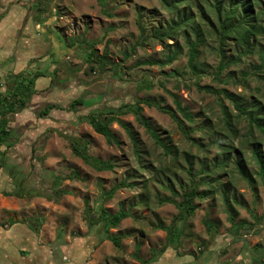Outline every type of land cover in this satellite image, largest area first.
<instances>
[{
	"label": "rangeland",
	"instance_id": "374dc122",
	"mask_svg": "<svg viewBox=\"0 0 264 264\" xmlns=\"http://www.w3.org/2000/svg\"><path fill=\"white\" fill-rule=\"evenodd\" d=\"M18 2L48 45L28 70L0 75L13 109L0 146V231L22 237L17 264H262L264 181L254 155L264 164V0ZM144 99L182 127L140 103L156 142L123 108ZM48 105L56 108L40 117ZM118 108L128 128L113 122L109 144L85 117ZM69 112L75 121H64ZM68 136L86 140L112 170L76 157ZM192 189L196 209L170 244L173 201ZM121 208L129 217L104 223L102 211Z\"/></svg>",
	"mask_w": 264,
	"mask_h": 264
},
{
	"label": "trees",
	"instance_id": "16d2710c",
	"mask_svg": "<svg viewBox=\"0 0 264 264\" xmlns=\"http://www.w3.org/2000/svg\"><path fill=\"white\" fill-rule=\"evenodd\" d=\"M163 1L165 2L166 0H163ZM226 26H227V22L224 21L222 27L225 29ZM195 54H196V44H192V45H190V58L188 61V65L191 69H194V63H195V59H196ZM228 63L222 62L221 65L219 66V72L224 70L226 67V64H228ZM203 89L206 91H209V92H214L216 94H218L220 92V91L214 90L210 87H203ZM12 96H16V95H12ZM171 96H172L173 101L177 107V110L181 113V115L184 118H186L187 120H192L193 119L192 115L185 108L182 107V104H181L178 96L175 94H171ZM1 97L2 96H0V104H1V113H2L3 119H2V122L0 124V127H1L0 142H2L4 140V137L8 133V124H7L6 116L9 113L13 112L12 107H8L7 106L8 103L6 104L4 101V98L2 99ZM79 103H81V101L76 100L71 104V107L74 108L75 104H79ZM140 103H142L146 106H149V107H156L160 111L171 114V116L174 118V120H176L178 125L180 127H182V122L175 113L167 111L166 109L162 108L159 103H157L151 99H144L139 103L125 105L123 108H125L126 111L132 112L136 116V119L138 120V122L145 128L146 132L152 138L155 139L156 142L159 143L160 139H159L156 131L153 129V126H152L150 120L143 115V109H142ZM237 107L239 108V105H237ZM55 108H56V105H48L44 109V111H42L40 113V117L47 116L48 113L50 112V110H53ZM121 109H122V107H121ZM121 109L118 108L115 110L111 109L108 111L94 112V113H91L88 116H86L85 119L89 122V124L92 126V128L94 129V131L96 133L104 136V138L106 139V141L109 144H114V143H117V140H116L114 134L111 132V129H110L111 124L113 122L117 121L120 125L124 126L125 128H128L126 125H124L123 122H121L118 119V115L120 114ZM248 110H250L249 107L243 108V112L251 117V114L248 112ZM121 112H122V110H121ZM261 127L264 128V126H261ZM131 137H132V141H133L134 145L137 147V142H136V139L133 136V134H131ZM67 139L70 142L72 153L76 157H79L80 159H82L86 164H88L89 166L93 167L94 169H96L98 171L112 170L113 167L109 162L96 159L90 155L89 144L86 140H83L82 138L77 137V136H68ZM254 156L257 159L258 163L260 164V172L262 175V179L264 181V164L262 162L261 157L257 153ZM7 196H12V194L8 193ZM17 196L19 197L22 195L18 193ZM197 196L198 195L195 192V190L192 189L190 191H186L183 194V199L180 202H176L175 200L173 201L174 204L179 208V214L174 219L173 225L168 229L169 230V236H170V244L173 243L174 240H177L179 235H180V231L177 227L178 224L183 223L185 220H187V218L192 216V214L194 213L196 207L193 206L192 201H193L194 197H197ZM101 216H102V219L104 220L105 224H108L112 228H116L122 220L129 217V213L125 209L121 208L118 213H116L112 216L108 215L105 211H102ZM109 238L112 240V242L116 246H119L120 240L118 239V237L109 236ZM262 264H264V262Z\"/></svg>",
	"mask_w": 264,
	"mask_h": 264
},
{
	"label": "crops",
	"instance_id": "0c3cea01",
	"mask_svg": "<svg viewBox=\"0 0 264 264\" xmlns=\"http://www.w3.org/2000/svg\"><path fill=\"white\" fill-rule=\"evenodd\" d=\"M18 1L0 0L1 76L18 75L28 70L36 58H45L43 46L48 45L35 29L38 21L32 20L31 11L27 7H21ZM45 55L47 56V53ZM4 81L2 85L5 84ZM5 88L3 85L0 89V96L6 92ZM21 238L10 229L0 231V264L18 263L14 244Z\"/></svg>",
	"mask_w": 264,
	"mask_h": 264
},
{
	"label": "clouds",
	"instance_id": "9594fccd",
	"mask_svg": "<svg viewBox=\"0 0 264 264\" xmlns=\"http://www.w3.org/2000/svg\"><path fill=\"white\" fill-rule=\"evenodd\" d=\"M68 7L73 11V12H77V10L75 9V8H73L72 7V4L71 3H69L68 4ZM79 13L77 12V15H78ZM55 20V17H53V21ZM49 23H52V21H49ZM146 43H148V44H152V46L154 47V43L153 42H151V41H147ZM140 54H141V56H147L148 55V52H146V51H144V50H141L140 51ZM120 87H127V85L126 84H123V85H119ZM124 99H130V96H125V98ZM76 120V114H74V113H71V112H69V113H66L65 114V116H64V121L65 122H68V121H75ZM65 125H64V123H61V124H58L57 125V128H63Z\"/></svg>",
	"mask_w": 264,
	"mask_h": 264
},
{
	"label": "built area",
	"instance_id": "2783aa9c",
	"mask_svg": "<svg viewBox=\"0 0 264 264\" xmlns=\"http://www.w3.org/2000/svg\"><path fill=\"white\" fill-rule=\"evenodd\" d=\"M2 119H3V116H2V113H1V105H0V124L2 122ZM0 130H1V127H0ZM0 146H1V142H0Z\"/></svg>",
	"mask_w": 264,
	"mask_h": 264
}]
</instances>
